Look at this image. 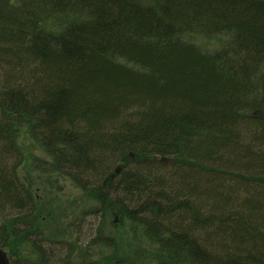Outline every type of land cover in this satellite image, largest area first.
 <instances>
[{"label": "trees", "instance_id": "16d2710c", "mask_svg": "<svg viewBox=\"0 0 264 264\" xmlns=\"http://www.w3.org/2000/svg\"><path fill=\"white\" fill-rule=\"evenodd\" d=\"M33 174L123 221L87 245L47 234L58 197ZM0 248L12 264H264V0H0Z\"/></svg>", "mask_w": 264, "mask_h": 264}, {"label": "rangeland", "instance_id": "374dc122", "mask_svg": "<svg viewBox=\"0 0 264 264\" xmlns=\"http://www.w3.org/2000/svg\"><path fill=\"white\" fill-rule=\"evenodd\" d=\"M33 153L40 159L46 156L45 153L36 148H34ZM35 164L38 165V163ZM20 176L23 183L27 186L25 182L27 174L24 168L20 170ZM31 177L40 185V187L47 182L46 178L42 175L33 174ZM54 180L52 184L45 186V192H40L37 196L41 199L45 197V200L55 199V196L58 197V203L54 204V208L58 211V220L52 222L53 224L45 226V232L47 234L54 233L55 230H58V226L68 227L70 228V233L73 234L72 241L80 240V242L84 244H87L95 237L96 230L100 225L102 226V224H105V228L108 231L107 234H112L110 231L114 230V227L109 221L103 223L96 216L89 214L90 212L88 211V208L91 206L96 208L97 205L87 200L83 193L76 188L74 183H71L69 179ZM51 259H53L52 252H49L48 261Z\"/></svg>", "mask_w": 264, "mask_h": 264}, {"label": "bare ground", "instance_id": "6f19581e", "mask_svg": "<svg viewBox=\"0 0 264 264\" xmlns=\"http://www.w3.org/2000/svg\"><path fill=\"white\" fill-rule=\"evenodd\" d=\"M183 42L184 43H192V44H194V45H197L195 42H194V40H191V38L190 37H186V38H184V40H183ZM212 42H213V44H215V46L213 47L212 46V48H214V49H217L218 47H219V49H221L222 47H220L219 46V43L217 42V41H215L214 39L212 40ZM221 42L222 43H225L226 45H230L231 44V41L229 40V37L227 36V35H223V37H222V40H221ZM183 43V44H184ZM168 157H162V156H156L155 157V160L156 161H159V162H161V163H163L164 165H169V164H171L174 160H168L167 159ZM169 159H171V158H169ZM122 168H123V165H119L114 171H113V174H111L112 175V177H116V176H120L122 173ZM37 172H39V171H37ZM40 173H41V171H40ZM43 177H45L46 178V183H44V185H49V184H52V182H53V180L55 179V180H62V179H64V180H68L67 178H65V177H61V178H57V175H55L54 177L53 176H47V174L46 175H44ZM49 177H53V178H49ZM54 180V181H55ZM108 194H109V192H107ZM36 195H38V190H37V194ZM110 197V196H109ZM96 205V204H95ZM95 209V207H93V206H91V207H89L88 208V211L90 212L89 214L90 215H92V216H96L97 218H99V220L102 222L103 221V219H104V217H103V212L101 211V212H98L97 214L95 213V214H91V211L90 210H94ZM114 214V215H113ZM113 215V217H112V219H110L109 220V222L111 223V225H117V224H119V223H121L123 220H122V215H121V213H119V214H115L114 212L112 213L111 212V216ZM110 216V217H111ZM100 228H102V232H104V234H105V236L106 237H108V231H107V229L105 228V224H102V226L100 225L99 227H98V229L96 230V234H95V237L94 238H92L87 244H89L90 242H93V241H95V242H99L100 241V238H97L98 237V233H99V229ZM61 229L62 230H64V232H66V231H68L69 233H70V228H68V227H63V226H61ZM105 237V238H106ZM105 238H102V239H105ZM61 240H64L63 238H61ZM28 241L29 242H35V241H33V240H30V239H28ZM39 244V243H38ZM86 244V245H87ZM40 245L41 246H43V247H46V246H48V245H52V246H57L58 245V243H54V242H51L50 244L49 243H40ZM61 251L62 252H64V253H68V252H71V250H70V248L68 247V246H66V245H64V244H61ZM47 248V247H46ZM48 249H50V248H48ZM69 255H70V253L69 254H67V257H69ZM138 257H141V255H139ZM10 263H12V261H10Z\"/></svg>", "mask_w": 264, "mask_h": 264}, {"label": "water", "instance_id": "95a60500", "mask_svg": "<svg viewBox=\"0 0 264 264\" xmlns=\"http://www.w3.org/2000/svg\"><path fill=\"white\" fill-rule=\"evenodd\" d=\"M167 159L172 161V159ZM0 264H11L8 254L3 249H0Z\"/></svg>", "mask_w": 264, "mask_h": 264}]
</instances>
